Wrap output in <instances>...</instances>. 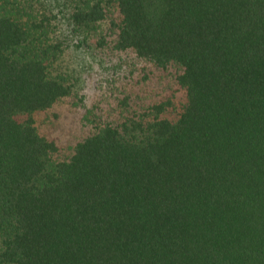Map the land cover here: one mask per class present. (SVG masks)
Segmentation results:
<instances>
[{
	"label": "trees",
	"instance_id": "1",
	"mask_svg": "<svg viewBox=\"0 0 264 264\" xmlns=\"http://www.w3.org/2000/svg\"><path fill=\"white\" fill-rule=\"evenodd\" d=\"M0 264H264V0H0Z\"/></svg>",
	"mask_w": 264,
	"mask_h": 264
},
{
	"label": "rangeland",
	"instance_id": "2",
	"mask_svg": "<svg viewBox=\"0 0 264 264\" xmlns=\"http://www.w3.org/2000/svg\"><path fill=\"white\" fill-rule=\"evenodd\" d=\"M60 69L75 81L76 95L82 94L84 101H91L96 93V80L103 70L94 56L83 51L66 48L58 60ZM82 108L77 98H70L53 105L50 109L34 115L38 131L53 140L61 148H67L81 128Z\"/></svg>",
	"mask_w": 264,
	"mask_h": 264
}]
</instances>
